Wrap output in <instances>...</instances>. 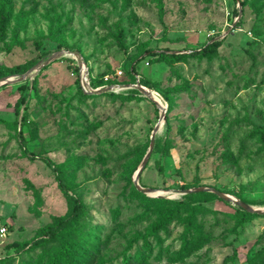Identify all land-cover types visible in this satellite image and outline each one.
<instances>
[{
	"label": "rangeland",
	"instance_id": "rangeland-1",
	"mask_svg": "<svg viewBox=\"0 0 264 264\" xmlns=\"http://www.w3.org/2000/svg\"><path fill=\"white\" fill-rule=\"evenodd\" d=\"M241 1L161 0V15L154 0H7L0 79L11 81L0 80V257H8L1 264H48L65 239L76 246L75 264H222L230 255L226 264H264V213L247 211L239 224L246 210L236 204L212 192H180L213 186L264 208V149L250 133L254 125L264 128V0ZM218 40L210 57L152 61L148 53H190ZM74 50L110 91L80 94L77 58L66 53ZM135 83L165 103L138 180L157 196L137 195L133 183L160 120L147 96L121 87ZM21 138L34 159L23 153ZM43 157L65 163L86 212L62 238L17 252L15 243L68 210ZM160 220L165 227L150 233Z\"/></svg>",
	"mask_w": 264,
	"mask_h": 264
},
{
	"label": "trees",
	"instance_id": "trees-1",
	"mask_svg": "<svg viewBox=\"0 0 264 264\" xmlns=\"http://www.w3.org/2000/svg\"><path fill=\"white\" fill-rule=\"evenodd\" d=\"M80 4H86V0H76ZM106 1V0H102ZM156 1L158 5V9L160 14H163V6L161 3V0H154ZM240 2V5H244V1L237 0ZM11 15V8L7 6V0H0V34H4L5 24L10 18ZM120 36L119 41L122 36V31L119 32ZM222 40L213 41L211 43L206 44L203 46L200 50H193L190 53H176L173 51L168 50H161V51H151L149 50L148 53L151 56L152 61H175L185 58L188 54L191 56H206L210 57L217 48L221 45ZM121 47H123V44L121 41L119 42ZM31 66V65H30ZM29 67L28 65H14L11 68H7L8 72L10 73H16L20 71H24ZM78 67L75 68V71L77 73L76 82L78 83V89L80 94L83 97L89 96L91 93L84 92L80 85L79 77H78ZM89 70V69H88ZM3 69H0V75H2ZM90 75V71H89ZM95 78L89 77L90 85L93 88L100 87L105 85L107 82L104 81L102 78L100 80H94ZM146 87V86H145ZM148 88V87H147ZM118 95V94H116ZM167 102L170 103L168 98H165ZM251 135L255 136L259 143L261 144V147L264 149V128L259 125H254L253 129L251 130ZM20 148L22 149L23 153L30 157L35 158L36 156L34 154H30L26 148H25V141L23 138L19 140ZM42 160L51 168V170L55 174V178L58 182V186L60 191L65 196L67 202H68V210L67 212L62 216H53L52 221L40 226L34 237L24 240L22 242L15 243V251L20 252L22 250L31 249L33 247L41 246L42 244L48 242L49 240H53L55 238H62L63 235L68 233L69 229L73 226L75 221L82 215L85 214L86 210L84 207L83 202L78 198V196L74 192L75 184L70 180L68 175L66 174V165L64 162L56 163L52 161L51 159L47 157H43ZM135 193L139 196L145 195L144 193L138 191L135 188ZM150 200L157 201V202H167L171 201L168 198L164 197H147ZM177 214V211L175 213L170 214L169 216H173ZM244 214H251L247 211H243L241 214H238V223L241 224L243 221H245ZM192 214L190 215V218L187 220V225L189 227L193 226L192 221ZM165 221L166 220H160L157 223L153 224L149 230L150 233L155 234L156 231L160 228L165 227ZM76 255V246L74 245V242H69L66 239L61 243V246L55 250L50 257L48 258V264H75L74 257ZM8 256L1 258L0 257V264L1 262L6 259ZM232 258V255L226 256L222 264H226L229 259Z\"/></svg>",
	"mask_w": 264,
	"mask_h": 264
},
{
	"label": "water",
	"instance_id": "water-1",
	"mask_svg": "<svg viewBox=\"0 0 264 264\" xmlns=\"http://www.w3.org/2000/svg\"><path fill=\"white\" fill-rule=\"evenodd\" d=\"M67 54H73L76 56L77 58V62H78V67L79 69H82V68H85L86 67V64L82 61L81 59V56H80V53L79 51L77 50H74V51H67L66 52ZM55 55H52L51 59L54 58ZM50 59V60H51ZM38 68L39 67V64H35L34 66H32L29 70H27L24 74H23V77H26L28 74H30V72L34 69V68ZM21 79V78H20ZM0 80H4V81H11L10 79H6V78H1ZM88 86V85H87ZM134 87L136 88L137 90H139L141 93H143L145 96H147L155 105L158 106V108L160 109V120L158 123L155 124L153 130H152V133L150 135V144H149V148L147 150V152L145 153L143 159L141 160V163H140V166L138 167V169L135 171L134 175H133V183H134V186L135 188L146 194V195H151V196H157V195H160V194H153V192H155V189L154 188H150V187H144V186H141L139 184V176H140V173L142 172L143 168L145 167L149 157H150V154H151V151L153 149V146H154V141H155V135H156V132L157 130L160 128V123L161 121L163 120L164 118V114H165V106H160L158 105L153 99L150 98L149 96V91L141 84H138V83H135V84H128V85H121V87ZM89 90L87 91V93H103V92H107V91H110L112 89V85H109V86H101V87H98V88H90L88 86ZM198 191H207V192H212L214 194H216L220 199L224 200V201H228V202H231L233 204H236L237 206L241 207L242 209L248 211V212H255V213H259V214H263L264 213V208H257V207H254L252 205H250L249 203L243 201V200H240V199H237L235 197H233L232 195H229L213 186H202V187H196V188H185V189H182L180 190V192L182 194H186V193H190V192H198ZM163 192V191H162Z\"/></svg>",
	"mask_w": 264,
	"mask_h": 264
},
{
	"label": "built area",
	"instance_id": "built-area-1",
	"mask_svg": "<svg viewBox=\"0 0 264 264\" xmlns=\"http://www.w3.org/2000/svg\"><path fill=\"white\" fill-rule=\"evenodd\" d=\"M79 69V68H78ZM79 73H78V77H79V81H80V85L82 87V89L84 90V92H87L89 90L88 86L90 88H93L91 85H90V80H89V70L87 67L85 68H82V69H79ZM118 73L120 74L121 71H118ZM108 76H104V79L107 80ZM88 85V86H87ZM101 87V86H100ZM98 88V87H96ZM94 89V88H93ZM6 233V228L4 226L0 227V235L1 236H4Z\"/></svg>",
	"mask_w": 264,
	"mask_h": 264
},
{
	"label": "bare ground",
	"instance_id": "bare-ground-1",
	"mask_svg": "<svg viewBox=\"0 0 264 264\" xmlns=\"http://www.w3.org/2000/svg\"><path fill=\"white\" fill-rule=\"evenodd\" d=\"M145 88L150 92L149 93V96H150L151 99H153L158 105L165 106V103L162 101V99L160 98V96L157 93H155L154 91L150 90L147 87H145ZM161 124H162V121L160 123V128H161ZM157 192H159V191H155V192H153V194H156ZM160 192H162V191H160ZM172 194H174V193H172Z\"/></svg>",
	"mask_w": 264,
	"mask_h": 264
}]
</instances>
